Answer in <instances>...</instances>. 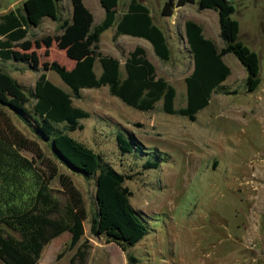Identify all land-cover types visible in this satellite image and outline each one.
<instances>
[{"label": "trees", "instance_id": "trees-1", "mask_svg": "<svg viewBox=\"0 0 264 264\" xmlns=\"http://www.w3.org/2000/svg\"><path fill=\"white\" fill-rule=\"evenodd\" d=\"M70 1V19L62 15L64 0H26L21 8L0 16V60L23 61L33 70L42 66L54 71L71 91L55 85L43 73L27 93L8 72L0 70V261L4 264H38L45 248L67 232L71 234L69 248H77L71 264H87L89 239L85 238V222L89 217L91 236L115 243L127 254L148 234L141 213L131 204L133 193L125 186L130 176L105 165L101 155L69 135L83 129L80 120L90 116L73 105V99L82 98V90L108 87L111 95L143 112L153 111L162 102L165 113L195 122L197 114L210 105L214 92L229 93L223 85L232 73L224 61L226 55L233 54L245 68L248 91L257 90L261 84L259 57L239 40L240 24L233 18L236 7L231 0L197 2L199 10L218 12L223 48L207 39L198 23L185 24L194 68L186 78L187 105L180 109L175 108L176 89L157 76L143 47H136L126 58L124 77L120 61L100 51L102 34L115 26V39L122 35L143 38L160 60L169 61L172 53L167 37L154 23L146 5L131 0L119 18V0H100L105 19L95 25L94 15L83 0ZM196 1L165 0L161 14L170 17L177 6ZM44 18L59 23L58 34L32 42L28 36ZM53 44L75 62L73 68L57 62L41 63L34 47L44 46L48 55ZM97 61L102 67L100 76L95 72ZM16 120L28 126L53 157L36 139L28 137ZM117 142L123 153L143 149L135 138L131 142L122 134L117 136ZM61 166L86 179H95L92 213L72 175L61 172ZM159 166L158 162H148L145 169ZM55 182L60 188L53 186ZM127 257L130 263L134 261L130 254Z\"/></svg>", "mask_w": 264, "mask_h": 264}, {"label": "rangeland", "instance_id": "rangeland-1", "mask_svg": "<svg viewBox=\"0 0 264 264\" xmlns=\"http://www.w3.org/2000/svg\"><path fill=\"white\" fill-rule=\"evenodd\" d=\"M24 1L0 0V16L11 7L21 8ZM86 1L99 21L97 10H104L100 0ZM129 1L119 0L120 11ZM144 1L154 23L163 26L167 20L161 14L165 0ZM248 1L254 5L253 0ZM261 6L264 9V0ZM63 12L69 16L65 9ZM201 14L193 11L195 19ZM251 14L241 12L233 17L244 24L257 19ZM51 22L46 18L31 30L28 39L35 42L55 36L58 23L52 27ZM113 33L109 29L102 35L100 51L120 61L124 77L125 60L138 45L134 43L137 39L127 35L115 39ZM210 37L222 46L220 35ZM168 39L172 53L169 61L160 60L148 44L146 55L155 65L157 76L176 89L175 108L180 109L187 105L186 78L192 73L193 59L177 30L170 32ZM239 39L259 57L261 85L248 91L245 68L233 54H228L224 61L232 75L223 85L229 93L214 92L210 105L197 114L195 122L165 113L162 102L153 111L136 110L111 95L108 87L84 89L81 99H73V105L90 116L80 120L83 129L69 135L101 155L105 165L130 176L125 186L133 193L131 204L148 227V234L128 251L134 258L130 263L128 254L118 245L90 235L89 217L85 222V238L89 239L87 264H264V33ZM34 50L42 64L57 62L67 69L74 66L56 44L48 55L44 46ZM0 70L8 72L27 93L43 73L52 83L71 92L56 72L42 66L33 70L27 62L0 60ZM95 72L97 76L102 72L98 61ZM15 122L28 137L36 139L28 126ZM119 134L131 142L135 138L143 149L123 153L117 142ZM36 140L53 157L47 145ZM26 155L32 156L28 152ZM148 162H158L160 166L145 169ZM60 169L72 175L92 213L95 179H86L65 166ZM53 186L60 188L58 182ZM70 241L68 232L54 239L38 264H71L77 248L70 249Z\"/></svg>", "mask_w": 264, "mask_h": 264}, {"label": "crops", "instance_id": "crops-1", "mask_svg": "<svg viewBox=\"0 0 264 264\" xmlns=\"http://www.w3.org/2000/svg\"><path fill=\"white\" fill-rule=\"evenodd\" d=\"M83 1H84L85 5L87 6V8L90 10V7L87 5L88 4L87 1L86 2H85V0H83ZM130 1H129V3H130ZM140 1L142 3L145 2L144 0H140ZM231 1L233 2L234 5L235 4L237 5L234 15L237 14V13L240 14L241 12L242 13L249 12V13H252L251 15L254 14V18L257 17V19H255L254 22H247V23L245 22L244 24L243 23L241 24V22L239 20H237L239 22V24H240L239 38H241V37H258V36H261V33L262 32L264 33V16H263L264 9L261 6L263 0H253L254 5H252L251 3L249 4L248 0H231ZM197 2H198V0L196 1L195 4H187V5H184V6H177L175 8L174 13H173L172 16H170V17L162 16V17L167 19V20L163 21V26H161L159 24L157 26H159L163 30V32L165 33V35L167 37V40H169L168 37L170 35V32H173L174 30H177V34L184 38V42L186 43V46L188 47L187 38H186V34H185V24H186L187 21H194V22L198 23L199 25H201L203 27V34H204V36L207 39L213 40L218 45V47L220 49L223 48V46H224L223 41H222V46H221L214 40V38L210 37V36L214 37L216 34L220 35V32H218V23H219V14H218V12L215 11V10H212V9L199 10ZM129 3H126L124 5V10L123 11H120V8H117L118 17L119 18L125 13V11H127ZM188 5H193V6L190 7ZM64 9L69 13V16L66 17L64 15V12H63ZM102 9H103V7H102ZM12 10H15V8L11 7L8 10V12H10ZM103 11H104V16H103ZM103 11L99 9V12H98V10H97L98 16L100 18L99 21H98L97 15H95V13H93L91 11L93 13V15H94V18H95V25L100 24L105 19V10H103ZM193 11L200 12L202 14L198 17V19H195V17L193 16ZM8 12L3 13V15L8 13ZM72 12H73V7H72L71 1L70 0H64V2L62 3V13H63L62 15H63V18L70 19L71 15H72ZM151 16H152V14H151ZM241 16H243V14H241ZM152 18H153V21H154V17L153 16H152ZM168 18H171L170 22H169ZM45 19L46 18L43 19L42 23H44ZM51 23H52L51 24L52 27H55L57 22L52 20ZM56 27L58 29L59 23H58V26H56ZM219 27H220V23H219ZM54 29L56 30V28H54ZM110 29H113V32H114L113 35H115L116 27L114 26V27H111ZM122 36H125V35H122ZM133 38L137 39L136 41H134V43L138 44L136 47L141 46V47H143L146 50V48H145L146 44L151 46V44L147 40H145L143 38H139V37H133ZM101 39H102V36H101ZM168 43H169V41H168ZM169 46H170V44H169ZM136 47L133 49V51L136 49ZM152 49H153V47H152ZM73 63L75 65V62H73ZM193 68H194V66H193ZM231 72H232V70H231ZM231 75H232V73H231ZM246 79H247V73H246Z\"/></svg>", "mask_w": 264, "mask_h": 264}]
</instances>
